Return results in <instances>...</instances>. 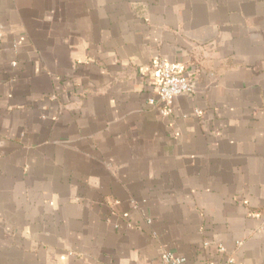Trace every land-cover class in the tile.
Instances as JSON below:
<instances>
[{
    "label": "crops",
    "instance_id": "crops-1",
    "mask_svg": "<svg viewBox=\"0 0 264 264\" xmlns=\"http://www.w3.org/2000/svg\"><path fill=\"white\" fill-rule=\"evenodd\" d=\"M220 248L264 264V0H0V264Z\"/></svg>",
    "mask_w": 264,
    "mask_h": 264
},
{
    "label": "built area",
    "instance_id": "built-area-1",
    "mask_svg": "<svg viewBox=\"0 0 264 264\" xmlns=\"http://www.w3.org/2000/svg\"><path fill=\"white\" fill-rule=\"evenodd\" d=\"M151 72L156 86V95L150 98L149 102L159 107V113L162 116L172 112L173 101L178 96L193 92V86L182 64L157 59L152 64ZM219 252L223 256L220 264H240L234 257L226 254L224 248H220ZM185 261L184 257L172 253L164 257V264H184Z\"/></svg>",
    "mask_w": 264,
    "mask_h": 264
}]
</instances>
